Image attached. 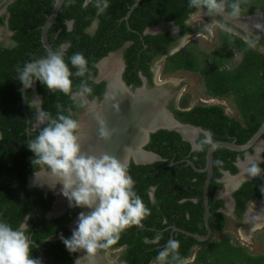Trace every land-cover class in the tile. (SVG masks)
<instances>
[{"label": "trees", "instance_id": "obj_1", "mask_svg": "<svg viewBox=\"0 0 264 264\" xmlns=\"http://www.w3.org/2000/svg\"><path fill=\"white\" fill-rule=\"evenodd\" d=\"M135 0H109V6L102 14L97 15L94 3H89L83 7L84 0H65L62 11L59 12L55 28L50 32L54 33L57 28H61V34L56 43L65 38H70V48L67 51L66 59L69 70L76 72L70 63V57L81 52L88 60V71L95 72L94 62L106 53L111 46L102 44L103 52H98L93 57L92 53L101 47L106 35L111 27L118 24V18L123 16L128 7ZM54 0H16L8 6L10 13L9 28L15 31L13 40L17 42L12 48L0 49V220H3L13 227L20 224L25 215L34 217L37 213L44 215L49 209V200H43L41 192L39 199H35L31 190L26 187L27 176L37 170L41 165H34L32 152L28 149L25 129V121L17 125L7 126L5 122V112L9 113L8 120L12 118L19 108V93H14L17 104L4 95L5 88L19 86L14 84L12 78L18 75V56L21 52L28 61H33L42 57V46L38 39L33 37V33L39 35L40 28L47 15L51 13ZM254 8H259L264 14V0H244L242 13L250 14ZM194 9L188 7V0H141L138 6L132 11L129 24L138 33L150 26L171 21L175 25L185 28L184 20ZM99 19L98 29L93 35L85 33V28L95 19ZM63 20H73L74 25L71 32H66ZM1 21V19H0ZM124 23H122L123 25ZM262 34L264 38V19L262 21ZM223 44L221 48L215 50L212 55L206 56L198 52L175 53L166 60L165 71H175L184 69L198 72L202 78L208 95L213 97H231L238 110V118L225 114L224 106L213 104L210 106L197 105L188 112H177L184 122L208 130L214 141L235 140L238 144L247 142L258 130L264 121V53L255 47H248L246 41L237 35L223 31ZM154 46L158 45L159 35H149L144 37ZM134 39L138 42V37L134 34ZM169 40V35L166 37ZM33 45H32V44ZM39 48L37 55H30V49ZM234 51L240 53L239 63L234 67H228ZM26 63V60L23 62ZM84 77V76H83ZM83 77L73 75L72 91L79 89ZM40 91L43 95L41 102L42 112L47 117L44 125L34 131L37 135L47 124L56 119L58 115H70L69 107L76 104L69 95H65L58 90H49L39 81ZM13 95V94H12ZM12 112V113H11ZM30 118H34L32 109H29ZM22 118V114H20ZM23 132V135L21 134ZM35 138V136H33ZM33 138V139H34ZM264 139V133L262 135ZM205 136L200 135L198 143L201 149L190 152V144L183 141L179 134L174 131L159 130L151 135V141L147 149L152 150L161 156L163 161H156L146 165H135L131 163L128 171L135 181L134 191L143 199L145 206L149 209V214L144 217L139 225L129 227L120 233V244H126L128 251L125 255L127 264H150L155 260L158 264H179L178 260H173L174 253L169 254L165 261L159 262L156 256L167 246L169 239L180 242L177 250L179 258H186L191 247L199 245L194 260L189 264H264V255H252L245 249L236 246L228 239H216L210 241H198L191 236H187L179 231H172L170 225L184 228L193 233H205L202 221L203 215V184L205 173L198 172L189 164L181 161L184 158L192 160L193 164L202 168L206 163V151L209 144L204 143ZM252 152V149L249 150ZM264 158V151L261 153ZM237 157L243 158L244 152L233 151L228 148H216L213 152V173L208 186V204L212 216L210 225L213 232L223 228L225 221L223 214L218 211L222 206V199L213 200L216 190L222 188V182L218 179L222 176V171H229L235 174L238 171L235 165ZM220 161L221 163H217ZM264 170V162H256ZM262 177L244 182L235 192L234 198L241 207L252 199H258L264 203V171ZM155 187V204L150 202L149 188ZM24 193L20 198L18 193ZM183 198H196L197 202L186 200L180 203ZM190 211V217L185 214ZM68 215L59 218L43 219L39 222L29 221L31 227L26 234H31V256L40 261V264H73L75 252L70 253L61 238L49 241L51 236L62 234L64 238H69L72 233L66 229ZM190 220L198 223L191 224ZM33 229V230H32ZM172 233V238H171ZM157 240V241H156ZM41 250L38 249L36 244Z\"/></svg>", "mask_w": 264, "mask_h": 264}, {"label": "flooded vegetation", "instance_id": "obj_2", "mask_svg": "<svg viewBox=\"0 0 264 264\" xmlns=\"http://www.w3.org/2000/svg\"><path fill=\"white\" fill-rule=\"evenodd\" d=\"M15 1L16 0H0V19H1L0 49H9L17 45V42L14 41L12 38L13 35L15 34V31L9 28L10 13L8 11V6ZM127 11L123 16L118 18V24L111 27V30L108 31V34L106 35L107 39H104L103 42H100L101 43L100 49H98L96 46L95 49L97 50H95L91 55V57H93L98 52L100 53L103 52V47H102L103 43L106 47L108 46L112 47L110 48V50L104 53L103 56H101L98 60L94 62L93 65L95 68V72H93V74L87 73L82 78V81L87 83V85L93 89L92 95L86 98L88 103L85 104L84 98L80 97L77 94L80 91V87L79 89L72 91V93L69 95L70 99L76 102L74 108L69 107L68 109L71 117L73 119H76L80 123V130L78 132V135L80 136V142H85L84 141L85 138L88 136L90 130H92L94 126H96L95 132L97 131L101 132V130L107 131L108 135L107 137L104 136V139L106 140L112 139V135L116 134L117 139L115 142L118 141L119 134H117L114 129L108 131L105 127H103L104 124L105 125L107 124V120H108L105 118L107 116L103 114L106 110H108L107 107L111 97L117 96L118 98L117 97L116 98L119 100V103L116 104V107H114V109L115 110L118 109L117 111H119L123 117L126 116L125 117L126 123H129L128 118L130 117L129 111L132 108L131 106L137 103L138 106L142 107L143 104L141 102L144 101V103L148 105H150L151 103L154 104L155 102L156 103L158 102L155 105H158V107H160V112H162L163 114V119L160 120L164 123L163 126H171L173 123L169 118V116L166 115L167 114L166 112H168L170 115H172V117L175 120H177L179 123L182 124L181 126H174L173 129L159 128L155 131H150L148 133L147 139L145 138L143 131V137L142 140L139 142V144L146 139L143 145L144 150L152 151L147 149V145L151 141V135L159 130L174 131L178 133L183 141H186L190 144V152L200 150L201 144L198 143L197 140H199L201 134L204 135L205 137L210 136V132L208 130L201 128L200 126H195L190 123L182 121L179 115L177 114V112H188L197 105H201L205 107L213 104H219L224 106V104L221 103V101H219L220 97H213L208 94L204 99L198 98L196 102L187 103L189 96L186 94H182L180 92L181 89L179 88L178 84L173 83L172 81L168 80V77H166L167 71H165V64H166V60L175 53L183 52V54H187L189 52H193L194 50L192 46H188V48L184 49V46H186L187 43L189 44L190 38L195 35L197 37L200 36L199 34L200 32L203 34H207V33L209 34V32L206 31V28L203 23L194 24L192 18L196 16H193L190 13L189 16L183 22V24L186 26L184 29L178 25H175L171 21H162L159 24L150 25L146 27L142 33H138L137 30L133 29L129 24V18L131 14L129 15L127 21L124 19V16L127 14ZM258 11H261L262 14L261 19L259 20L261 25L260 29H258L257 27ZM201 15L206 18L215 17L218 21L232 27L231 34L237 35L238 37L242 38V40L244 41L248 39H255L256 40L255 48H257L258 50L264 53V38L262 34V29H263L262 21L264 19V14L261 9L254 8L250 14L242 13V15L239 18L232 20H228L225 17H221V16H208L204 13H202ZM56 19L48 28L47 39L54 52H61L64 55L65 63L68 65L66 59H68L67 51L69 50L71 45L70 38L67 37L61 40L59 43H56L58 37L61 34V28L60 27L57 28L54 31V33L50 32L51 28H55L54 22H56ZM94 20L96 21V23H93L92 21L90 25L85 28L84 30L85 33L93 35L96 32V30L98 29L99 19L95 18ZM245 20L250 22L248 24H243L242 26L238 24L240 21H245ZM44 23L42 24V26L44 25ZM122 23L124 24L122 25ZM62 25L66 26L65 28L66 32H71L73 29L74 22L73 20H63ZM42 26L40 28L39 35L37 33H33L32 36L37 39L39 37V41L42 46L41 52L45 53V55H42V57H38L33 61H28L25 58L24 54L21 52L22 54L21 57L20 55L18 56V62H20L18 75L14 74V78H12L11 81L14 84L19 83V86H15L14 88H5L3 90L4 95L6 93V96L4 98L13 101L11 104L18 105L16 98L14 99V97H16L14 96V93L15 92L19 93V108L17 109L15 114L12 115V118L10 120H8L9 113L5 112V119H4L5 122L3 121V123L7 126H10V125H17L19 123H22V121L24 120L25 121L24 132H26L25 139L29 142L34 138L33 136H36L34 135L35 133L34 131L38 130L40 126L44 125V123L47 121V117L45 116V114L42 112L41 109V102L43 100V95L42 92L40 91L39 80L34 79L32 87L24 88L23 84H21L19 80V72L23 70L24 67L23 62L25 60L26 63H28V62H35L41 58L47 57L48 52L45 49L41 40ZM246 26L247 27L249 26L248 29ZM233 29L235 30V32H233ZM258 32L259 34L257 36ZM134 34H136V36L138 37V42L135 41ZM149 35L161 36L159 41H157L159 42V44L154 46L151 41L148 42L147 40H145L144 37ZM167 35H169V40L166 39ZM222 41H223V37L221 35V46L223 44ZM32 47L33 48L29 50L30 55H37L40 51L39 48L37 47L35 48V46ZM214 52L215 50H213V53ZM236 53L239 55V59H240L239 52L234 51L233 55ZM68 67L70 68L69 65ZM178 70L198 73L196 71H189L184 69H178ZM24 108L26 113L24 112ZM29 109H32L34 113L33 119L30 118ZM224 111H225V107H224ZM20 114H22V118L20 117ZM225 114H227L226 111ZM91 117H94L95 120L94 121L91 120ZM101 121L103 123H101ZM155 125L152 124V126ZM186 125L198 129L195 138V144L198 146L197 148H194L190 143V139L194 138L196 131L193 128L186 127ZM182 127L186 129L188 136H186L182 132ZM21 134L23 135V132H21ZM1 137L2 134L0 131V139ZM130 140L128 142H130ZM119 147L120 146H118V148L115 149L119 151L120 149ZM126 149L127 148H124V151L123 150L121 151V156L118 157L121 158L123 157L122 159H125L128 156V161H127L128 167L131 163L135 165H146V164H136L134 158L140 161L151 158V155H149L148 153L145 154L140 152V150L136 148L135 144H133L130 147V149L127 150ZM253 151H255L254 147L252 148V152ZM263 151L264 148L262 147L259 152L260 156ZM32 156H34V153H32ZM110 156L114 157L115 155L111 154ZM238 158L239 157H237L235 162L236 166H237ZM243 159L244 157L242 158V160ZM163 160L165 159L162 158L161 161ZM188 160L190 159L184 158L181 161H184L186 164H188L187 163ZM247 166L248 163L246 164V167ZM204 167L202 168L196 167V168L203 169ZM237 168L238 171L235 174H231L229 171H227L229 172L230 175L236 176L235 178H231V176H226L223 173L226 170H223L222 176L218 179V181L222 182L223 185L221 189L216 190L214 192L212 198L213 200L215 199L223 200V204L218 208V211L223 214L225 226L217 230L216 232H213L209 221L210 217L212 216L209 207L208 224L209 227L211 228V235L206 241L224 238V239H228L234 245L242 247L243 249H245L247 253H250L254 256L264 255V245H261L262 246L261 247L258 243V240H254V245L252 246H251L252 243L250 244L249 242L250 239H254L255 237L257 238L256 233L253 232L264 228V222H262V219L264 217V203L258 199H252L246 202L241 207L238 205L236 199L233 196L234 192L244 182L248 181L247 180L248 176L247 174H243V170L240 169L238 166ZM198 172H202V171H198ZM260 177H262V174ZM205 178H206V173H205ZM237 184L239 186L235 188ZM26 187L31 190L32 196L35 195L33 196L35 199H39V195H40L39 192H41V196L43 200H48L50 196L52 197V199L49 200L50 203L49 209L45 211L44 215L37 213L34 217H30V215L27 214L21 219L20 223L23 222L25 224L26 231L31 228L29 226V221L31 220L33 222H39L43 219L47 220V219L59 218L64 215H68L70 217H68V221L66 223V229L69 233H72L73 229H75L77 225L79 213L83 212L85 214H88L91 211V209L88 208H79L75 206H70L68 199L62 195L61 192L62 185L58 183L57 178L53 176L50 173V171L47 169V167L44 165H41L37 170H35L34 172L30 173L27 176ZM154 191H155V187L149 188L148 194H149L150 202L152 204L156 203V200L154 198ZM18 194L20 198L24 197V193L20 192ZM186 200H192L193 203L197 202L196 198H192V199L183 198L180 200V203H183ZM182 212L183 211H181L180 214H185L186 218L190 217V211L186 210V212L184 213ZM203 214H204V202H203ZM202 221L205 227L203 215H202ZM190 223L196 225L198 222L190 220ZM229 225H234L238 227L240 232L239 235H242L240 237L242 239L243 244L236 243L235 240L233 241L229 237H225V236L216 238V235L224 232ZM170 227L172 231H176L174 230V228L176 227L175 225L172 224L168 228ZM177 228L185 230L184 228L181 227H177ZM206 232L207 231L205 227V233L203 234H206ZM26 235L28 236L30 242L34 243L31 240V234L28 233ZM61 236L63 235L59 234L57 236H51L48 238V240L54 241L58 238H61ZM171 238H172V233H171ZM119 239L108 249H98L97 252L92 254H87L84 250H78L74 254L73 264H127V260H125V255L127 254L128 248L126 244H120ZM261 241L264 242L263 239H261ZM36 246L38 247L39 250H41L37 244ZM259 247L263 249L262 250L257 249L258 251L255 252L254 251L255 248H259ZM198 248L199 245L197 244L191 247L189 254L186 257L188 258L189 263L194 260ZM150 264H158V263L155 260H153L152 262H150Z\"/></svg>", "mask_w": 264, "mask_h": 264}, {"label": "clouds", "instance_id": "obj_3", "mask_svg": "<svg viewBox=\"0 0 264 264\" xmlns=\"http://www.w3.org/2000/svg\"><path fill=\"white\" fill-rule=\"evenodd\" d=\"M89 3H94L97 15L109 6V0H84L82 6L87 7ZM243 3L244 0H188V7L195 10L191 13L193 16L204 13L232 20L242 15ZM93 23L96 21L93 20ZM216 23L221 30L232 32V28L225 23ZM206 31L210 29L206 28ZM246 43L250 48L255 47L256 40L248 39ZM70 63L77 69L74 74L69 70L61 52H50L46 58L35 63H25L19 72V80L24 88L32 87L34 79H37L49 90L70 95L73 88L71 77H83L88 71V60L83 53L76 52L70 57ZM92 92L93 89L82 81L77 94L87 104L86 98ZM79 130L80 123L71 115H58L39 131L27 147L34 153L31 162L37 166H46L57 178L62 185V195L68 199L70 206L91 209L88 214L79 213L71 236H61V240L70 253L84 250L92 254L98 249H108L119 239L120 233L139 225L149 214V209L134 191L135 181L129 174L127 163L108 154L99 157L83 154ZM101 135L107 137L108 133L102 130ZM204 143L213 144L211 136L205 137ZM262 171L258 163L249 160L243 174L256 177ZM179 247L178 240L169 239L156 260L165 261L171 252L174 253L172 259L178 260L179 264H189L188 258H179ZM0 264H40L39 260L31 256V242L23 222L13 227L0 220Z\"/></svg>", "mask_w": 264, "mask_h": 264}, {"label": "water", "instance_id": "obj_4", "mask_svg": "<svg viewBox=\"0 0 264 264\" xmlns=\"http://www.w3.org/2000/svg\"><path fill=\"white\" fill-rule=\"evenodd\" d=\"M140 1L141 0H135L132 3V5L129 6L127 14L124 16V19L126 21L128 20L129 15L131 14V12L138 6ZM63 2H64V0H54V5H53V8H52V11L47 16L46 21H45L44 25L42 26L41 40H42V43H43V45H44V47H45V49L47 50L48 53L54 52V51H53L52 47L50 46V44L48 42L47 31H48V28L53 23V21L56 19L58 13L61 11ZM261 16H262L261 11H258V25H259L258 29H260V26H261L260 25V21H259L261 19ZM258 34H259V32L257 33V36H258ZM35 62H37V61H35ZM35 62H33V63H35ZM24 107H25V105H24ZM24 112L26 113L25 108H24ZM166 113H167L166 115L169 116V118L174 123V125L170 126V127L169 126H158V125H155V126H152L150 128H147L145 130V133H144L146 139H147L148 133L150 131H155V130H157L159 128H161V129L162 128L163 129H173L174 126H181L182 125L177 120H175L172 117V115H170L168 112H166ZM186 127L193 128L196 131L194 138L190 139V143L192 144V146L194 148H197L198 146L195 144V138H196L198 129H195L194 127L189 126V125H186ZM263 133H264V121L262 122V124L260 125L258 130L253 134V136L247 142H245L243 144H238V143L235 142V140H233V141H228V140H216V141H214L213 144L209 145V147L207 148L206 164H205V167L203 169L196 168L191 160L187 161V163L189 165H191L193 167V169H195L196 171H202V172L206 173V178H205L204 185H203V202H204L203 219H204V223H205V227H206V231L207 232H206V234H202L201 235V234L189 232V231L177 228V227H175L174 230L179 231V232H181V233H183V234H185L187 236H191V237L195 238L198 241H206L210 237L211 228L209 227V224H208V217H209L208 186H209V182H210L211 175H212V172H213V152H214V150L216 148L224 147V148L231 149L233 151L244 152V159L242 160V159L238 158V162H237V166L240 169L243 170L246 167V164L248 163L249 160H254L255 162H264V158L259 155L260 149L262 147L264 148V139L262 138ZM144 141H142L139 144L138 150H140V152L145 153V154L148 153L149 155H151V158L140 161L138 159H135L134 156H133L136 164H148V163H152L154 161H161L162 158L158 154H156V153H154L152 151H147V150L143 149ZM253 147L255 148V151L250 152L249 150L252 149ZM122 161L127 163L128 156L125 159H123ZM223 173L226 176H231V178H235L236 177V176L230 175L229 172H227V171H224ZM260 176H261V174L256 176V177L248 176L247 180L250 181L253 178L256 179V178H258ZM238 186L239 185L237 184L235 186V188H237Z\"/></svg>", "mask_w": 264, "mask_h": 264}, {"label": "bare ground", "instance_id": "obj_5", "mask_svg": "<svg viewBox=\"0 0 264 264\" xmlns=\"http://www.w3.org/2000/svg\"><path fill=\"white\" fill-rule=\"evenodd\" d=\"M249 22L250 21L245 20V21H240L238 24L242 26L243 24H248ZM116 97L117 96L111 97L108 107H107L108 110H106L103 114L107 116L105 118L108 119L107 124L106 125L104 124L103 127H105L108 131H111L114 129L116 133L119 134L118 141L115 142L117 139L116 134L112 135V139H108V140L104 139V136L101 135L102 130L101 132H98V131L95 132L96 126H94L92 130H90V133L88 134V136L85 138L84 140L85 142H81V152L83 154L95 155L97 157L104 155V154H108V155L114 154L115 158L122 161L123 157L122 158L118 157V156H121V151L122 150L124 151V148L130 149V147L133 144H135L136 148H138V144L142 140V137H143V131L145 133V130L147 128H150L152 124L154 125L158 124V126H163L164 123L160 121L163 119V114L162 112H160V107H158V105H155L158 102L157 103L155 102L154 104L151 103L150 105H148L144 103V101H142L141 102L143 104L142 107L138 106L137 103H135L133 106H131L132 108L129 111L130 117L129 118L127 117L129 119V123H126V118H125L126 116L123 117L120 114V112L117 111L118 109L115 110L113 107V105H116L117 103H119V100L117 99L118 97L117 98ZM91 120L94 121L95 120L94 117H91ZM173 125L174 123H172L171 126ZM182 132L186 136H188L186 129L183 127H182ZM129 140L130 142H128ZM118 146H120L119 151L115 149V148H118Z\"/></svg>", "mask_w": 264, "mask_h": 264}, {"label": "rangeland", "instance_id": "obj_6", "mask_svg": "<svg viewBox=\"0 0 264 264\" xmlns=\"http://www.w3.org/2000/svg\"><path fill=\"white\" fill-rule=\"evenodd\" d=\"M192 21L194 24L203 23L205 28L210 29V31H208L209 34L208 33L203 34L200 32L199 33L200 36L197 37L195 35L191 37L189 44L187 43L186 46H184V49L188 48V46H192L195 52L209 56L213 53V50L221 48V35H222L223 30H221L220 27L217 25L216 21L218 20L215 17L206 18L200 15V16L193 17ZM233 32H235L234 29H233ZM239 60H240L239 55L237 53L234 54L230 62L227 64L228 67L236 66L239 63ZM166 77H168V80L172 81L173 83L178 84L179 88L181 89L180 92L182 94H186L189 96L187 103L196 102L198 98L204 99L207 96L202 77L199 75V73L187 72L183 70L182 71L178 70V71H173V72L167 71ZM219 101H221V103L224 104L227 115L238 118V110L236 108V104L233 101V96L219 98ZM262 222H264V217L262 219ZM253 233H256V236L258 239L256 237H255L256 239L255 238L250 239L249 242L250 244L252 243L251 246L254 245V240H258V243L260 246L264 245V242L261 241V239H263L264 241V228L261 230H257ZM239 234L240 232H239L238 227L234 225H229L228 228L224 232L217 234L216 238L225 236V237H229L233 241L235 240L236 243L243 244L242 239L240 237L242 235H239ZM261 247L255 248L254 251L257 252L258 250H262L263 248L261 249Z\"/></svg>", "mask_w": 264, "mask_h": 264}]
</instances>
